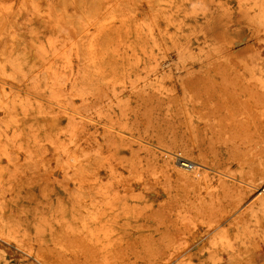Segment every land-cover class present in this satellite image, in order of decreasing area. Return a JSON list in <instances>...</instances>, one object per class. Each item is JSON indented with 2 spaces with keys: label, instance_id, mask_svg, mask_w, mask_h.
<instances>
[{
  "label": "rangeland",
  "instance_id": "rangeland-1",
  "mask_svg": "<svg viewBox=\"0 0 264 264\" xmlns=\"http://www.w3.org/2000/svg\"><path fill=\"white\" fill-rule=\"evenodd\" d=\"M263 5L0 0V264H264Z\"/></svg>",
  "mask_w": 264,
  "mask_h": 264
},
{
  "label": "bare ground",
  "instance_id": "bare-ground-1",
  "mask_svg": "<svg viewBox=\"0 0 264 264\" xmlns=\"http://www.w3.org/2000/svg\"><path fill=\"white\" fill-rule=\"evenodd\" d=\"M263 1V0H262ZM262 3V2H261ZM264 6V5H263ZM98 103V102H97ZM261 131V130H260ZM263 136V135H262ZM229 140V139H228ZM231 157V156H230ZM167 160V159H166ZM181 161H183V162H180L179 164L180 165H182V166H188L187 165V163L185 162V160L184 159H181ZM198 164V163H197ZM199 165H201V164H199ZM202 166H204V165H202ZM204 167H206V166H204ZM252 167V166H251ZM208 169H211V168H209V167H207ZM212 171V170H211ZM214 172V171H213ZM194 173V172H193ZM249 176V175H248ZM222 183V182H221ZM224 184V183H223ZM225 188H227V187H225ZM262 190H264V189H262ZM227 191H228V189H227ZM231 191V190H230ZM232 193H233V191H231ZM228 194H229V192H228ZM241 195V194H240ZM176 235V234H175ZM187 264V263H186Z\"/></svg>",
  "mask_w": 264,
  "mask_h": 264
}]
</instances>
